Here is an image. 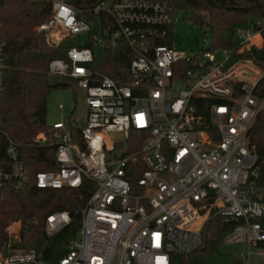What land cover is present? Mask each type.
Here are the masks:
<instances>
[{"label":"built area","instance_id":"1","mask_svg":"<svg viewBox=\"0 0 264 264\" xmlns=\"http://www.w3.org/2000/svg\"><path fill=\"white\" fill-rule=\"evenodd\" d=\"M47 1L52 15L38 31L49 43L90 34L86 16L99 18L104 32L95 46L128 44L135 55L129 68L133 80L121 84L93 70L91 48L73 46L68 61L52 60L51 76L66 77L85 91L86 125L72 129L59 121L50 137L36 138L35 145L56 148V168L37 172L35 179L21 146L7 138L0 202L6 188L20 191L32 180L41 190H79L85 179L95 183L78 238L56 264H171L172 254L190 255L203 247L205 227L215 217L238 222L223 242L246 244L242 261L255 254L252 247L264 256L259 221L264 187L255 184L257 154L250 139L264 109V98L256 95L264 72L235 60L253 47L261 49L262 33L244 31L234 50L186 52L155 44L175 24L170 0H118L89 10L78 8L76 0ZM2 66L0 49V95ZM174 86L182 87L178 98L167 99ZM199 99L206 101L210 122L197 115ZM133 131L146 135L136 152L128 142ZM32 223L37 220L7 227V254L0 250V264H54L34 250L17 248L22 229ZM71 223L68 212H53L44 223L47 238L55 239Z\"/></svg>","mask_w":264,"mask_h":264},{"label":"trees","instance_id":"2","mask_svg":"<svg viewBox=\"0 0 264 264\" xmlns=\"http://www.w3.org/2000/svg\"><path fill=\"white\" fill-rule=\"evenodd\" d=\"M118 0H76V6L89 10L101 3H114ZM176 16L182 15L186 23L210 30L212 44L210 51L234 50L238 47L237 31L261 32L264 41V0H170ZM47 0H0V49L2 57V94L0 95V167L6 164L7 138L21 146L22 157L31 178L40 171H54L56 168L54 146L35 145L39 134L51 136V126L47 123V99L51 89L63 87L54 84L48 72L49 63L59 59L68 61L67 52L73 46L65 41L59 45L49 43L38 27L52 15ZM88 21L93 16L87 15ZM106 21V18H103ZM159 31V28L157 29ZM163 30V28H160ZM168 36L157 39L156 45L174 46V25L167 27ZM258 40V39H256ZM93 33L83 46L93 49L95 61L91 68L118 83L130 82V64L134 52L125 42L117 48L95 46ZM235 60H245L264 68V43L235 55ZM256 95L264 98V77L259 82ZM197 115L210 122L206 101L196 100ZM73 129V128H72ZM76 135V130H73ZM145 134L131 132L129 145L131 152L141 150ZM252 145L256 149L257 178L255 184L264 187V109L259 113L250 132ZM144 167L141 166V173ZM140 177V172H139ZM138 178V176H137ZM95 183L85 179L79 190H41L34 180L23 190L6 188L0 202V250L7 254V227L13 223L37 220L22 229L18 249L36 251L43 259L56 264L66 253L67 245L78 238L82 228V212L95 189ZM264 201V195L262 196ZM56 211H66L72 223L55 239L47 238L44 229L46 218ZM264 226V217L259 220ZM238 225L236 221H225L221 217L212 218L203 233V247L190 255L172 254L171 264H202L204 255L214 256L218 246ZM264 246L263 244H260ZM233 264H239L237 261Z\"/></svg>","mask_w":264,"mask_h":264},{"label":"rangeland","instance_id":"3","mask_svg":"<svg viewBox=\"0 0 264 264\" xmlns=\"http://www.w3.org/2000/svg\"><path fill=\"white\" fill-rule=\"evenodd\" d=\"M89 24L92 29L94 41L98 43L101 40L104 32L102 21L99 18L93 19L89 21ZM174 31V46L177 47L176 49L186 52H200L203 49L207 50L211 47V34L208 33L207 36H205L201 27L186 23L182 15H178L176 17ZM243 32V30H239V32L237 31V38L242 36ZM88 41L89 34L84 33L80 36H73L66 39L65 43L69 46L83 47L88 43ZM217 57L218 61L220 62L224 60V56H222L221 53L218 54ZM255 66L264 72L263 67H259L257 65ZM50 77L54 84L63 83L64 86L60 88H53L49 93L47 99V106L49 110L47 115V123L49 127L53 126V124L56 122L62 121L71 128L83 129L86 125L85 91L79 88L76 82L66 77H54L51 75ZM172 90V92L168 93L167 99L178 98L182 87L174 86ZM60 105L64 107L63 110L60 109ZM40 135L41 134L38 136ZM116 138L123 139L124 137L116 136ZM260 197L261 194H255V198ZM251 250L255 254L249 260L242 261L241 256L248 253V246L246 244L233 245L223 242L218 246L216 255H204L200 261L202 264H233L234 261H237L239 264H264V256L256 254L258 248L252 247Z\"/></svg>","mask_w":264,"mask_h":264},{"label":"water","instance_id":"4","mask_svg":"<svg viewBox=\"0 0 264 264\" xmlns=\"http://www.w3.org/2000/svg\"><path fill=\"white\" fill-rule=\"evenodd\" d=\"M209 30H210V28H209L208 26H204V27H203V32H208ZM109 38H110V34L108 33V34H107L108 47L112 46V45L110 44Z\"/></svg>","mask_w":264,"mask_h":264}]
</instances>
